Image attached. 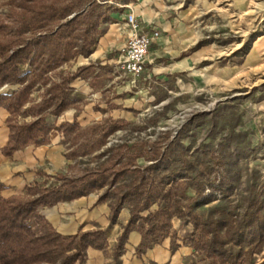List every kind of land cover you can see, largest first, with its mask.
<instances>
[{"label": "rangeland", "instance_id": "rangeland-1", "mask_svg": "<svg viewBox=\"0 0 264 264\" xmlns=\"http://www.w3.org/2000/svg\"><path fill=\"white\" fill-rule=\"evenodd\" d=\"M9 3L0 0V16L8 14ZM110 4L119 9L104 33L111 30L108 38L117 40L109 51L114 59L118 61L122 55L131 15L144 33H149L148 24H153L159 38L150 46L134 86L129 84V76L115 78L111 73L100 97L94 98L88 90L75 93L79 111L92 103L91 109L87 106L88 111H84L87 115L108 107L105 116L125 122L99 151L107 155L109 147L123 143L132 150H148L151 142H157L160 161L155 167L156 180L166 182L165 176L183 173L187 192L193 195L192 185L200 179L195 169L200 165L207 184L205 194L213 193L210 202L195 209L202 220L224 215L230 223L239 222L248 204L259 207L258 214L264 217V0H134L128 5ZM83 59L61 70L73 72L79 66L93 65ZM93 66L96 72L109 69L104 62ZM114 66L112 63L110 69ZM15 87L3 85L0 91ZM38 96L39 91H34L33 97ZM95 115L93 122L103 116ZM86 119L79 122L84 125ZM168 146L167 158H162ZM99 151L80 158L79 165L102 161L105 155H97ZM148 155L146 152L137 158L136 164L153 163ZM189 161L194 170H184ZM128 180L126 177L116 184ZM156 208V203L150 207ZM146 214L147 210L141 212ZM231 233L232 229L221 230L223 236ZM192 236L196 242L213 238L206 228L194 229L186 214L172 218L168 233L160 241L169 237L171 251L188 249L182 254L183 264H231L229 254L236 255L235 264L264 261V231L258 242L225 243L220 251L212 247L216 249L212 252L192 246Z\"/></svg>", "mask_w": 264, "mask_h": 264}, {"label": "trees", "instance_id": "trees-1", "mask_svg": "<svg viewBox=\"0 0 264 264\" xmlns=\"http://www.w3.org/2000/svg\"><path fill=\"white\" fill-rule=\"evenodd\" d=\"M133 1L10 0L8 14L0 16V88L3 85L17 87L0 91V107H5L9 113L6 119L8 141L2 147L3 154L11 155L28 144L46 142L49 132L56 127L54 119L76 105L71 86L74 79L80 77L95 85L91 78L97 77L99 71L96 72L93 65L78 67L73 72L61 69L93 53L105 27L114 21L113 14L119 12L110 3L128 5ZM34 91H39L37 99L33 97ZM124 123L123 119L111 116L86 126H81L76 118L63 123L59 129L67 148L65 156L74 162L53 175L55 181L51 184L27 185L23 195L7 198L0 193V264H84L88 247H106L104 230L98 228L63 235L39 213V208L70 201L102 188L105 190L98 202H108L111 223L116 221L121 208L128 207L130 211V218L118 239V249L129 232L136 230L141 235L136 250L141 253L168 233L172 218L186 214L191 217L194 229L206 228L213 235L208 242H196L190 237L194 247L212 252L220 251L225 243L241 245L248 240L255 243L261 239L264 217L258 214L261 209L253 204H248L241 221L233 223L228 216L202 220L195 213L197 207L210 202L213 196L212 191L205 194L207 184L203 181L200 165L195 169L200 179L192 185L193 195H189L187 177L183 173L165 176L166 182L156 180L155 167L160 161L157 142H151L148 150H132L123 143L109 147L107 155L99 151ZM169 148L162 158H167ZM97 151V155H105L102 161L92 166L79 165L80 158ZM146 152L154 162L138 166L136 159ZM191 163L189 161L184 170H194ZM126 177L128 181L116 184ZM210 186L216 189L215 185ZM116 188L119 190L112 191ZM1 189L0 183V192ZM154 203L157 208L151 210ZM144 210L147 214L143 216ZM223 228L232 229V233L221 235ZM226 256L235 264L236 255Z\"/></svg>", "mask_w": 264, "mask_h": 264}, {"label": "crops", "instance_id": "crops-1", "mask_svg": "<svg viewBox=\"0 0 264 264\" xmlns=\"http://www.w3.org/2000/svg\"><path fill=\"white\" fill-rule=\"evenodd\" d=\"M110 32L111 30L101 37L94 46L93 53L88 58L83 59L88 64L93 65H95V62H104V65L109 67V69L101 71L97 77L91 78L95 85H90L87 79L80 77L74 79L71 83L73 95L75 93L81 94L88 90V92H91V96L98 98L109 85V74H114L113 69H110L112 68L111 64L117 63L114 56L109 53L110 48L117 43V40L108 38ZM100 79L102 83L97 84ZM91 105L92 103L84 105V111H88L87 106L91 109ZM108 109L106 107V109L95 112L91 110V115H87L83 110L77 112L76 105L72 106L54 119L56 127L49 132L46 142L42 144L31 143L14 151L11 155H5L2 153V147L8 141L9 129L6 125V119L9 113L5 107L1 106V195L5 198L13 195H23L27 185H48L53 183L55 180L52 176L65 170L68 164L74 162V160L67 159L65 156L67 148L63 142V135L59 126L65 122H72L74 118L81 126L86 125V123L90 124L97 117L95 113L103 115L99 119L101 120ZM84 117H87V119L84 121L85 124L82 125L79 120ZM101 194L99 190H94L85 196L70 201H61L50 207L42 206L39 208V213L57 232L63 235H74L78 232L98 228L104 230L107 241L106 247L103 249L88 247L84 264H183L182 254L188 249L178 247L171 251L169 237H165L162 241L149 246L138 254L136 249L140 243L141 235L136 230H132L129 232L127 240L121 245V249H118V239L123 232V226L130 218V212L127 207L121 208L116 221L111 223L109 220L110 207L108 202H98Z\"/></svg>", "mask_w": 264, "mask_h": 264}, {"label": "built area", "instance_id": "built-area-1", "mask_svg": "<svg viewBox=\"0 0 264 264\" xmlns=\"http://www.w3.org/2000/svg\"><path fill=\"white\" fill-rule=\"evenodd\" d=\"M127 21L130 34H128L127 41L120 49L122 55L113 67V72L115 78L129 76V84L134 86L135 81L142 72L150 46L159 38V32L151 23L148 24L150 32H142L136 18L132 15L129 16Z\"/></svg>", "mask_w": 264, "mask_h": 264}]
</instances>
